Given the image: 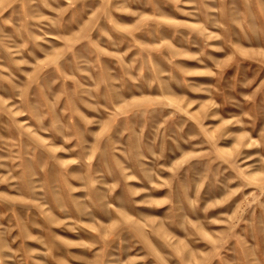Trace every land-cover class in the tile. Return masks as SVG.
<instances>
[{
    "label": "rangeland",
    "instance_id": "rangeland-1",
    "mask_svg": "<svg viewBox=\"0 0 264 264\" xmlns=\"http://www.w3.org/2000/svg\"><path fill=\"white\" fill-rule=\"evenodd\" d=\"M0 264H264V0H0Z\"/></svg>",
    "mask_w": 264,
    "mask_h": 264
}]
</instances>
